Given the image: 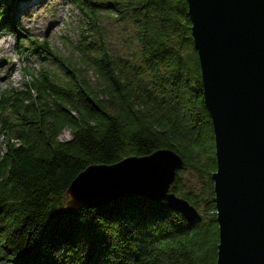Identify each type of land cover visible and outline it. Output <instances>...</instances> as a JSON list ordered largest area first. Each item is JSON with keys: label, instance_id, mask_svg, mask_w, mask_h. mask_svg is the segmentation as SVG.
<instances>
[{"label": "trees", "instance_id": "16d2710c", "mask_svg": "<svg viewBox=\"0 0 264 264\" xmlns=\"http://www.w3.org/2000/svg\"><path fill=\"white\" fill-rule=\"evenodd\" d=\"M75 3L96 43H79L64 57L48 40L30 39L31 55L48 68L25 70L34 94L20 91L4 100L13 118L0 156V260L217 264L215 140L187 0L110 2V16L129 28L130 43L125 49L123 39L119 53L107 45L95 7ZM66 129L72 137L61 140ZM162 149L183 160L171 191L202 210V221L190 223L164 202L141 198L66 209L68 188L88 167Z\"/></svg>", "mask_w": 264, "mask_h": 264}, {"label": "water", "instance_id": "95a60500", "mask_svg": "<svg viewBox=\"0 0 264 264\" xmlns=\"http://www.w3.org/2000/svg\"><path fill=\"white\" fill-rule=\"evenodd\" d=\"M187 2L215 140L217 264H264V0ZM182 166L169 149L92 165L68 188L66 209L141 198L164 202L190 223L202 221L196 207L171 191Z\"/></svg>", "mask_w": 264, "mask_h": 264}, {"label": "rangeland", "instance_id": "374dc122", "mask_svg": "<svg viewBox=\"0 0 264 264\" xmlns=\"http://www.w3.org/2000/svg\"><path fill=\"white\" fill-rule=\"evenodd\" d=\"M24 1L27 0H0V27L3 26L0 30V44L6 41V43H3V49L7 51L6 55L0 54V64H5L4 67L0 68V156L6 146L5 130L9 127L11 119L13 118L12 105H9V102H5L4 100L10 98L12 102L13 97L16 98L17 92L20 91H30L34 94L26 86L27 81L31 77L28 75L30 72L26 74L25 70L37 72L42 67L48 68L45 60L31 55L28 46L29 40H48L64 57H72V53L76 50L79 43H83L84 41L96 43L95 35L88 28L85 15L75 3V0H36L40 3L42 1L45 3L40 12H43L45 17H52L53 21L40 28L39 26L33 25L36 16L33 7L36 3L30 5L28 8L30 15H28L21 12L20 9V5ZM78 1L86 9L94 6L95 12L100 14L101 27L105 31L108 39L107 45L114 53L122 52L123 39L125 49H127L126 45L130 43L127 24L123 23L121 27L114 21V17L110 16V6L108 4L114 0ZM6 5H11V9L6 10ZM15 11L21 13L22 20L28 23L26 26L17 27L8 23V18L12 17L16 13ZM114 16L116 17L117 15L115 14ZM29 25H33L34 27L30 28ZM19 37L24 42L18 43L17 40ZM76 64L80 66L81 61H76ZM51 73L57 80L64 78L60 67H51ZM71 137V131L66 129L60 139L70 140ZM201 213H203L202 210ZM0 264H4V260H0Z\"/></svg>", "mask_w": 264, "mask_h": 264}, {"label": "bare ground", "instance_id": "6f19581e", "mask_svg": "<svg viewBox=\"0 0 264 264\" xmlns=\"http://www.w3.org/2000/svg\"><path fill=\"white\" fill-rule=\"evenodd\" d=\"M36 3L33 7V9L36 12V16H35V22L33 23V25L39 26V28L43 25H46L48 23L53 22L52 21V17H45L43 15V12H40V10L42 9V7L44 6V2L42 1L41 3L36 1V0H27L24 1L21 5H20V9L21 12L26 13L28 15H30V12L28 11V8L30 7L31 4ZM19 9V10H20ZM16 12V11H15ZM40 12V13H39ZM27 15V16H28ZM8 23L13 25V26H17V27H21V26H26L28 23L25 20H22V15L21 13L18 11L16 13L13 14L12 17L8 18ZM33 25H29L30 28H33ZM53 25V24H50ZM3 28V26L0 27V30ZM1 36V35H0ZM3 43H6V41H3L2 44H0V54L1 55H6L7 51L3 49ZM116 192V191H115ZM119 192V191H118ZM124 192V191H123ZM117 193V192H116ZM109 195V194H108ZM106 196V195H105ZM104 196V197H105ZM107 197V196H106ZM101 199V198H100ZM91 200V199H90Z\"/></svg>", "mask_w": 264, "mask_h": 264}]
</instances>
